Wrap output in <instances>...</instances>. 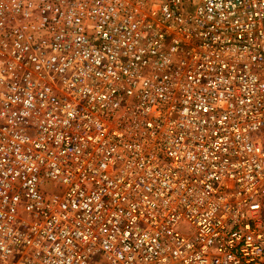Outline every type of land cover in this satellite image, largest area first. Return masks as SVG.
I'll return each mask as SVG.
<instances>
[{"label":"built area","instance_id":"2783aa9c","mask_svg":"<svg viewBox=\"0 0 264 264\" xmlns=\"http://www.w3.org/2000/svg\"><path fill=\"white\" fill-rule=\"evenodd\" d=\"M0 264H264V0H0Z\"/></svg>","mask_w":264,"mask_h":264},{"label":"rangeland","instance_id":"374dc122","mask_svg":"<svg viewBox=\"0 0 264 264\" xmlns=\"http://www.w3.org/2000/svg\"><path fill=\"white\" fill-rule=\"evenodd\" d=\"M252 136H254V134H252Z\"/></svg>","mask_w":264,"mask_h":264}]
</instances>
